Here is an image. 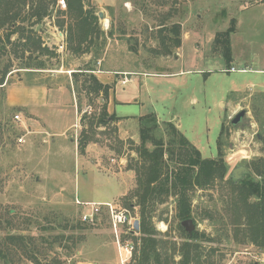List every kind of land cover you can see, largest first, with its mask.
I'll return each mask as SVG.
<instances>
[{
    "label": "rangeland",
    "instance_id": "obj_1",
    "mask_svg": "<svg viewBox=\"0 0 264 264\" xmlns=\"http://www.w3.org/2000/svg\"><path fill=\"white\" fill-rule=\"evenodd\" d=\"M91 2L98 15L103 13L99 23L110 36L100 38L98 47L89 54L76 56L65 41L54 38L57 4L54 10L51 6V15L40 27L44 45L54 50V55L30 58L18 35H12L8 42L10 29L0 28L6 47L0 50V74L8 67L6 79L14 74L10 77L12 83H19L21 78L25 84L61 87L56 92L62 99L55 111L45 112L47 122L30 120L26 114L22 121H16L17 109L7 105L6 89L0 86V245L10 234L26 235L28 246L32 237L53 240L55 235H75V245L67 238L62 245L58 242L48 246V264H78L94 258L106 264H136L133 254L121 262L107 214L103 212L95 224L85 223L83 209L76 201L113 202L131 209L139 219L140 206L134 197L137 178L131 167L139 161L138 117L148 113L156 114L163 130L168 129L167 122H174L205 158L217 157V138L223 125L228 129L223 150L231 170L264 156L260 125L253 113L256 110L264 115V102L256 98L264 92V74L254 71L264 65V7L255 5V0ZM232 18L237 20L231 35L232 65L236 70L228 71L215 37L227 30ZM174 23L181 25L182 45L169 55L159 54L160 31ZM32 24L33 20L25 21L23 26L31 28ZM29 62L45 66L37 69L27 66ZM99 68L136 73L111 72L108 84L112 89L107 99L91 90L93 82L85 81L83 73H78L76 79L73 75L76 71L96 75ZM133 78L135 81L129 82ZM115 95L132 102L115 104ZM109 104L117 105L118 113L128 118L99 124L105 107L112 114ZM241 109L247 114L233 126L230 120ZM84 130L89 138L81 152ZM159 133L168 139L161 129ZM218 190L216 183L192 193L195 230L212 238L203 242L205 252L211 255L213 264L264 263V251L255 246L217 237ZM175 211V197L171 196L153 212L164 264H180L183 239ZM78 223L83 228H70ZM126 239L139 248L133 237L124 236ZM10 247L6 251L8 261L0 258V264H36L25 254L15 255V248Z\"/></svg>",
    "mask_w": 264,
    "mask_h": 264
},
{
    "label": "trees",
    "instance_id": "obj_2",
    "mask_svg": "<svg viewBox=\"0 0 264 264\" xmlns=\"http://www.w3.org/2000/svg\"><path fill=\"white\" fill-rule=\"evenodd\" d=\"M66 9L58 7L55 25L59 29L66 30L67 49L76 56L89 54L98 47L100 38L110 36L105 33L99 23V15L91 0H65ZM58 0H0V28L8 27L6 39L9 42L12 35L17 34L22 42L23 51L30 58L41 55H54V50L44 45L40 35L41 29L36 30L44 19L51 15V6ZM54 10V8H53ZM52 10V11H53ZM32 27H25V21H32ZM231 25L227 30L217 33L216 45L222 50V55L230 70L233 65V48L231 35L236 31V18L231 19ZM165 28V26L161 27ZM166 32L174 34L169 36ZM161 50L159 54L169 55L174 48L182 45L181 25L174 23L170 28L161 30ZM0 36V50L6 48ZM170 41V42H169ZM34 53H36L35 56ZM98 60L99 56L96 55ZM33 68H43L39 63H27ZM94 70V69H90ZM10 69L6 67L0 74V85L5 83ZM78 73H83L85 81L93 82L91 90L99 92L104 98L110 97V84L102 83L96 75L85 72H73L76 79ZM256 98L264 102V92ZM105 107L104 113L98 119L99 124H107L120 120L115 113L109 114ZM256 122L260 125L261 139L264 151V115L253 110ZM263 116V117H262ZM83 120V116L81 118ZM81 120V121H82ZM141 131V144L137 148L139 161L131 167L135 170L137 178V190L134 197L137 198L139 209L140 230L138 234H129L136 240L138 249L133 253L132 261L136 264H164V256L161 252L162 241L158 238V232L154 225L153 212L171 197H175V218L178 220V228L183 239L179 247L180 264H213L212 257L205 252L203 242H210L212 238L204 232L197 230L189 234L182 226V222L193 219L192 193L198 189L212 188L217 183V237H228L237 245H253L264 251V156L254 157L247 161L246 166L251 170L243 179L235 180L230 176L231 169L225 159L224 141L228 132L223 125L217 138V157L205 158L186 135L172 122H167L168 129L163 130L155 113H148L138 117ZM231 121V120H230ZM167 134V140L158 130ZM87 131L82 132L81 152H84L88 144ZM151 144V146H148ZM219 185V187H218ZM131 207L132 204H129ZM135 206V204L133 205ZM72 229L83 228L79 223L70 226ZM139 236V237H137ZM27 236L22 234H10L0 245V258L8 261L7 249L11 245L15 248V255L25 256L36 264H48L46 256L48 246L59 242L62 245L70 238L74 243L78 242L75 235H55L53 240L44 236L32 237V242L27 241ZM77 238V239H75ZM10 242L13 243L10 245ZM47 243V245H45ZM75 245V244H74ZM27 248H25V247ZM45 246V247H44ZM20 252V253H19ZM23 252V253H22ZM21 256V255H20Z\"/></svg>",
    "mask_w": 264,
    "mask_h": 264
},
{
    "label": "crops",
    "instance_id": "obj_3",
    "mask_svg": "<svg viewBox=\"0 0 264 264\" xmlns=\"http://www.w3.org/2000/svg\"><path fill=\"white\" fill-rule=\"evenodd\" d=\"M255 5H262L264 7V0H255ZM58 28L59 27H57L54 24V29H56V33L53 34L54 38L56 40H58V42L59 41H61L62 43L64 41L66 42V38H67L66 30H63L64 32H62L61 31L62 29H58ZM61 33H63L64 39L61 38L62 37V36H60ZM50 41H51V39H48L47 42H50ZM104 61H105V58H103L102 62H104ZM233 67H235V66H233ZM43 68H38V69H43ZM245 69L248 70V68H245ZM254 71L264 74V65L262 67H257V69H254ZM111 72L112 73L113 72L136 73V71H131L128 69H125L123 71H117V70L112 71L110 69H100L99 68L98 71L96 72V75H97V78L102 83L108 84V83H110L111 78H112L110 76ZM87 76H89V75H87ZM10 77L11 78L14 77V74H11V76H9L5 80V83L2 86L0 85L4 89H6L7 95H6L5 101H6L7 105L11 106V107H16L17 113H20L21 117L24 116V114H26L30 120L47 122V120L45 119V112L46 111H55V109H57L56 107L59 106L58 103H60V105L62 103V99L59 98L60 94L56 92V91H59L61 89V87H57V88L54 87L51 89V88H49V86L47 84H43V83L25 84V82L23 83L22 81H20L21 78H19V83H12L10 81ZM122 81H121V83H122ZM132 81H135V79L133 78V79L129 80V82H132ZM263 87H264V82L262 84V88ZM55 92H56V94H54ZM67 93H70V91H67ZM115 98H116V95H115ZM135 101L137 102V99ZM131 102H132V100H127L125 97L122 98L121 100L118 98L115 99V104L116 103L128 104ZM115 104L112 105L113 107H110L111 105L109 104V110H111V108H112V111H113L112 113H115L117 115V117H120L121 119L128 118L129 115L118 113L117 105H115ZM22 120H23V118H22ZM172 123H174V122H172ZM78 264H106V262L103 259L94 258L93 260L80 261V262H78Z\"/></svg>",
    "mask_w": 264,
    "mask_h": 264
},
{
    "label": "built area",
    "instance_id": "obj_4",
    "mask_svg": "<svg viewBox=\"0 0 264 264\" xmlns=\"http://www.w3.org/2000/svg\"><path fill=\"white\" fill-rule=\"evenodd\" d=\"M66 5L67 3L65 0H58L57 2V6L62 9H66ZM60 36H62L61 38L64 39L63 33H61ZM235 70L236 68H231V71ZM123 83H126V81H123ZM14 119L16 121H22L21 114L16 113L14 115ZM19 141L23 142L24 140L23 138H20ZM76 202L83 209L82 220L85 223L95 224L99 216L102 215L103 212L106 213L110 220V227L116 240V245L121 258V262L124 263L128 260V258L132 257V254L135 250V244L131 241V239H126V241L123 240L124 236L133 234L134 231V223L137 218L132 214L131 209L119 207L113 202L81 201L79 198ZM136 233L138 232H135V234Z\"/></svg>",
    "mask_w": 264,
    "mask_h": 264
},
{
    "label": "water",
    "instance_id": "obj_5",
    "mask_svg": "<svg viewBox=\"0 0 264 264\" xmlns=\"http://www.w3.org/2000/svg\"><path fill=\"white\" fill-rule=\"evenodd\" d=\"M103 13L99 14V17H103ZM42 26V24L38 25L37 27V31H39L40 27ZM247 114V110L246 109H241L240 111H238L232 118H231V124L233 126L239 125V123L242 122L243 118L246 116ZM259 137L261 138V135H259ZM251 172V170L245 166V165H241L238 164L236 165L230 173V176L235 179V180H241L243 179V177L246 174H249ZM182 226L185 228V230L189 233L192 234L193 231H195V224L193 222L192 219H188L182 222ZM140 230V221L139 219L135 220L134 223V231L133 234H135V232H138Z\"/></svg>",
    "mask_w": 264,
    "mask_h": 264
}]
</instances>
